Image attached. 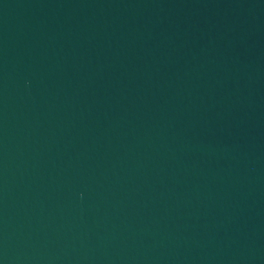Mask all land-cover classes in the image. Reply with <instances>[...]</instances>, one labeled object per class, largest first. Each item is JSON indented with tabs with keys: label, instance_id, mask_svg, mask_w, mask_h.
Masks as SVG:
<instances>
[{
	"label": "water",
	"instance_id": "obj_1",
	"mask_svg": "<svg viewBox=\"0 0 264 264\" xmlns=\"http://www.w3.org/2000/svg\"><path fill=\"white\" fill-rule=\"evenodd\" d=\"M0 264H264V0H0Z\"/></svg>",
	"mask_w": 264,
	"mask_h": 264
}]
</instances>
